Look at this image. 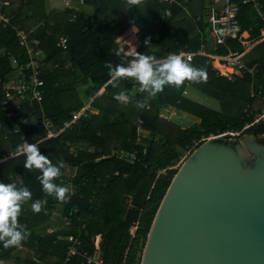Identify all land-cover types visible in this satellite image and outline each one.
Listing matches in <instances>:
<instances>
[{
  "label": "trees",
  "instance_id": "obj_1",
  "mask_svg": "<svg viewBox=\"0 0 264 264\" xmlns=\"http://www.w3.org/2000/svg\"><path fill=\"white\" fill-rule=\"evenodd\" d=\"M50 1L10 0L4 9L13 18L11 25L0 26V78L11 77L29 61L14 26H21L31 39H39L46 58L42 105L27 100L18 109L6 107L0 82V158H6L25 141L39 142L46 135L45 119L61 128L73 112L90 102L93 110L104 113L90 112L60 135L37 144L40 154L60 168V175L51 182L68 188L67 199L43 190L38 179L40 169L24 167L27 155L0 163V183L9 184L10 176L20 173L24 183L17 188L27 187L31 192L30 199L20 202L17 216V228L22 226L25 238L19 246L5 247L0 242V264H86L83 252L105 264H141L151 226L178 170L168 167L193 146L194 140L229 128L241 129L252 121L247 116L249 111L264 107V100L252 95V89L264 94V42L254 45L244 56L249 66L259 69L253 76L236 75L229 80L207 64L205 56H195L192 61L183 58L193 68L201 69L202 75L186 78L179 86L166 84L150 97V88L143 89L133 77L122 76L116 83L107 84L114 77L110 68L130 65L137 53L153 56V69L157 70L163 63L159 60L184 50L195 52L204 46L209 53L224 55L229 49H245L238 39H227L225 45L210 43L207 13L212 2L178 0L184 5L175 3L171 16L166 17L165 7L158 0H85L79 11L66 6L50 8ZM78 1L72 0L73 5ZM234 2L240 6L242 27L249 30V40L255 41L263 23L253 3ZM89 9L91 12H87ZM75 11L77 17L72 20ZM128 25L138 28L141 42L131 58L116 42ZM128 32L129 27L119 40L123 46ZM62 34L69 37L66 50L57 45ZM103 86L105 91L97 94ZM188 86L218 100L221 110L187 96ZM121 93L126 100L117 98ZM137 101L146 104L137 107ZM167 107L198 120L182 128L162 115ZM140 119L145 134L138 140ZM247 133L264 142V122L251 125L239 138ZM121 150L136 152L137 159L126 162L117 154ZM67 167L75 169L73 176L67 175ZM35 201L44 202L39 212L32 209ZM55 212L61 217L59 226L40 232ZM134 226L137 228L132 234ZM70 235L81 240L80 253L66 261ZM21 247L32 253L25 258L16 255Z\"/></svg>",
  "mask_w": 264,
  "mask_h": 264
},
{
  "label": "water",
  "instance_id": "obj_2",
  "mask_svg": "<svg viewBox=\"0 0 264 264\" xmlns=\"http://www.w3.org/2000/svg\"><path fill=\"white\" fill-rule=\"evenodd\" d=\"M141 264H264V142L247 133L199 145L172 179Z\"/></svg>",
  "mask_w": 264,
  "mask_h": 264
},
{
  "label": "built area",
  "instance_id": "obj_3",
  "mask_svg": "<svg viewBox=\"0 0 264 264\" xmlns=\"http://www.w3.org/2000/svg\"><path fill=\"white\" fill-rule=\"evenodd\" d=\"M164 8V16L169 17L172 14V6L177 3L179 5H184L182 2L178 0H158ZM188 0L185 1V3ZM208 2H212L208 9L207 13V21L209 23L208 31L213 36L215 43L218 45H225L227 39H238L240 40L245 49L242 51L239 50H231L229 49L228 53L221 55L215 53H209L205 50V47L202 46L195 52L191 51H181L178 55L181 59L186 58L188 61H192L195 56L201 55L208 58L207 64H209L219 75L227 77L229 80H233L234 76L239 75L244 77L245 75H255L258 72L257 66H249L245 60L244 56L246 52L252 48L254 45L264 42V3L262 0H243V3H253L254 10L263 23L259 37L255 41L249 40L250 33L249 30L244 29L239 21V4L234 2V0H206ZM66 7H74L76 10H81V7L85 5V0H79L76 5H73L72 0H64ZM10 0H0V26L7 27L12 23V16L5 11L7 5H9ZM185 8V7H184ZM74 12L72 20L77 17V12ZM201 17L198 16L197 20ZM17 37L19 39V44L21 47L25 48L27 54L29 56L28 63L17 69L11 77L7 79L0 78V82L3 83L4 89V99L3 104L6 107H12L18 109L23 101L34 100L38 104L42 105L44 99V90L43 87L45 85V81L43 79V62L46 58V52L41 47V41L37 38L31 39L29 37L28 32H26L21 26H14ZM69 44V37L65 34L60 35L58 38L57 45L66 50ZM166 59V58H164ZM159 62H163V60ZM134 61V60H132ZM131 61V62H132ZM13 63L16 64V60L13 59ZM153 64V62H152ZM232 69V72L230 71ZM118 76H114L111 78L107 84L116 83L118 80ZM105 91V86L97 93L101 94ZM96 94V95H97ZM252 95H258V97L264 100V94L260 91L256 92L255 89H252ZM93 100V99H92ZM248 109H246V112ZM90 112H93V108L91 107V102L86 104L80 110L75 111L71 114V117L68 121L65 122L64 126L61 128H56L54 124L49 120H44V126L46 130V135L39 141L41 142L44 139L53 138L60 135L66 128L72 127L80 118L87 116ZM248 117L252 118L251 122H247L246 125L241 129L229 128L222 132L211 133L209 135H203L200 139L193 141V146H190L186 149L184 154L180 157V159L174 163L172 166H169V169H178L182 163L188 158L189 154H191L195 147H198L202 143L206 141H211L217 138L223 139H238L251 125L255 123L264 122V107L256 110L249 111L247 114ZM143 120L140 119L137 126V134L138 140H141L145 134V129L143 127ZM17 132L20 131L18 127L16 129ZM36 143H29L25 141L23 145L15 151H12L8 154L6 158H0V163L8 158H12L14 156L25 154L27 155V147L28 145ZM118 156L121 159H124L126 162L133 163L137 159L136 152H130L127 150H121L118 153ZM118 174V173H116ZM11 184H14L16 187H21L24 183L23 177L20 173L12 174L10 176ZM137 227L131 228V233L135 232ZM70 241V245L68 247V255L66 261L70 260V258L76 254H79V246L81 245V240L73 235L67 237ZM96 244L98 245V237L96 240ZM82 255L86 260V264H105L100 258L97 256L89 255L87 252H83ZM3 263V262H1Z\"/></svg>",
  "mask_w": 264,
  "mask_h": 264
},
{
  "label": "clouds",
  "instance_id": "obj_4",
  "mask_svg": "<svg viewBox=\"0 0 264 264\" xmlns=\"http://www.w3.org/2000/svg\"><path fill=\"white\" fill-rule=\"evenodd\" d=\"M153 58V56L137 53V59L130 65L111 67L110 75L133 77L143 89H151L150 97L161 91L166 84L179 86L186 78L196 79L202 75L201 69L193 68L178 55H170L164 59L157 70L153 69ZM117 98L121 101L127 99L123 93L119 94ZM145 104V101L136 102L137 107H144ZM24 167L40 169L41 175L38 179L43 190L49 195L55 194L59 199H67L65 193L68 192V188L51 182L53 177L60 175V168L53 166L45 155L40 154L35 144L27 147ZM30 198L31 192L27 187L17 188L11 183H0V242L5 247L19 246L25 238L22 226L17 228V216L20 213V202ZM42 203L44 202L35 201L32 204L33 211L39 212Z\"/></svg>",
  "mask_w": 264,
  "mask_h": 264
},
{
  "label": "crops",
  "instance_id": "obj_5",
  "mask_svg": "<svg viewBox=\"0 0 264 264\" xmlns=\"http://www.w3.org/2000/svg\"><path fill=\"white\" fill-rule=\"evenodd\" d=\"M63 2H64V0H63ZM50 3L53 4L54 1L52 0ZM63 5H65V2ZM51 8H54V7H51ZM57 8H59V7H57ZM87 10H88V8H87ZM87 12H91L90 9ZM128 27L130 28V32H128V34H127V39H128L127 44L125 46H123V45H121L119 40L122 37V35L126 32V28H128ZM126 28H125L124 32L117 38L116 42H117L118 46L122 49V51L125 53V55L128 58H131L134 55V53L138 50V48L140 47L141 42H140L139 37H138V28L135 25H128ZM209 41H211L210 43H212V45H213V43H215V40H214V38L210 32H209ZM209 49H210V47H209ZM121 77L122 76H118L117 78L119 79ZM150 90L151 89H149V92H150ZM197 91H196V89L188 86L187 90L185 91V94L195 100V98L197 96V94H196ZM154 95H157V93H155ZM93 113L99 114V113H104V112L98 111V110H93ZM162 115L164 117H166L167 119H169L170 121L177 123L182 128L188 127L197 121V119L192 120L191 116L188 113L183 112V111H179L174 107L164 108ZM74 174H75V169L67 167V175L73 176ZM57 215L58 216H55L56 220H61L60 214L57 213ZM53 222L55 223L54 219H53ZM100 238H101V236H98V242L100 241Z\"/></svg>",
  "mask_w": 264,
  "mask_h": 264
},
{
  "label": "rangeland",
  "instance_id": "obj_6",
  "mask_svg": "<svg viewBox=\"0 0 264 264\" xmlns=\"http://www.w3.org/2000/svg\"><path fill=\"white\" fill-rule=\"evenodd\" d=\"M53 1H54L53 4L50 3L51 1L48 2L50 8L51 7H54V8L59 7L60 8V7L65 6V5H63L64 2L62 0H53ZM230 71L232 72L231 69H230ZM196 94H197V96L195 98L196 101H198V102H200V103H202V104H204V105H206V106H208V107H210L212 109L221 110V104L215 98L210 97V96H207L206 94H203L200 91H197ZM189 115L191 116V119L192 120H195V119L198 120V118L196 116H194L192 114H189ZM257 138H258V136H257ZM258 140H259V138H258ZM57 213L58 212H55V215L52 218V221L51 222H48L47 224H45L42 227H40V232L45 233V232H48V231H52V229H54L55 227H58L59 226L60 221L59 220H56V217H55V216H58ZM53 219H54L55 223L53 222ZM31 253H32L31 251L25 250L22 247L15 251V254L16 255L22 256L23 258L28 257Z\"/></svg>",
  "mask_w": 264,
  "mask_h": 264
},
{
  "label": "flooded vegetation",
  "instance_id": "obj_7",
  "mask_svg": "<svg viewBox=\"0 0 264 264\" xmlns=\"http://www.w3.org/2000/svg\"><path fill=\"white\" fill-rule=\"evenodd\" d=\"M230 141V140H229Z\"/></svg>",
  "mask_w": 264,
  "mask_h": 264
}]
</instances>
